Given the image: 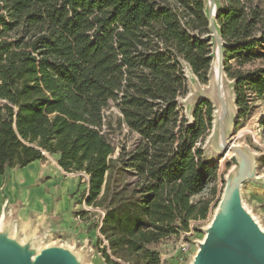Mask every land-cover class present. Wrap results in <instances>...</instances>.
I'll use <instances>...</instances> for the list:
<instances>
[{
	"label": "trees",
	"instance_id": "1",
	"mask_svg": "<svg viewBox=\"0 0 264 264\" xmlns=\"http://www.w3.org/2000/svg\"><path fill=\"white\" fill-rule=\"evenodd\" d=\"M221 1L214 22L239 126L264 101V16L254 0ZM211 27L203 0H0V176L46 154L85 173V202L106 209L108 264H161L152 246L207 217L210 202L192 198L219 177L196 147L212 104L188 125L178 99L184 63L210 80ZM112 103L140 137L117 158L104 134ZM128 170L136 182L118 184Z\"/></svg>",
	"mask_w": 264,
	"mask_h": 264
},
{
	"label": "rangeland",
	"instance_id": "2",
	"mask_svg": "<svg viewBox=\"0 0 264 264\" xmlns=\"http://www.w3.org/2000/svg\"><path fill=\"white\" fill-rule=\"evenodd\" d=\"M203 1L208 10L210 22L212 20L214 22L216 16L213 9L215 7L217 13L222 7V1ZM254 4L261 9L264 16V0H254ZM210 38L213 50L210 80L207 84L201 83L190 67L184 63L188 92L185 96L179 97L178 102L181 115L186 118L188 125L196 124L197 120L194 115L202 101H208L212 104L211 120L205 116L207 106H203L200 110L199 114L205 116V127L196 147L203 150L204 159L208 163L218 166L219 177L215 182L208 185L202 194L192 198L193 204L203 200L210 202L207 217L204 220L192 222L188 233L182 232L179 236H171L152 246L154 250L159 252L161 264H194L200 246L206 240L208 230L211 228L219 205L224 198L229 176L232 172L239 173L238 165L232 161L233 156H235L234 150L226 149L221 144L222 123L227 145L246 152L255 163V179H247L241 185V205L258 226L264 230V127L262 126L264 101L257 100L252 107L250 119L241 121L239 126L236 125L239 109L236 105L235 82L230 80L225 69L223 70V64L226 60L220 55L219 44L214 36L213 27H211ZM231 63L235 66L234 61ZM220 70H223L221 83L217 79V71ZM105 115L104 134L116 148L114 157L117 158L122 149H125L127 153L132 152L140 141L139 135L131 131L122 121V114L116 104L112 103ZM58 160V156L46 154V160L42 161L40 166L47 173L37 179L33 187H41L46 177L56 179L59 177L58 180L61 182L75 181L78 188L76 191L69 190L67 193H63L60 182L49 187L47 192L53 195L54 201L58 204L66 201V208L58 213V218L49 220L50 228L47 233H42L35 238L30 236L27 239L34 238V244L37 248H40L43 243L46 246L52 243L63 245L78 256L80 264H108L102 250L105 247L109 254L110 250L107 240L100 231L106 209L87 205L84 190L87 188L89 177L85 173L63 171ZM25 173L22 169H9L4 176H0V195L9 189L16 196V183L27 177ZM118 178V184L125 186L133 185L137 180L135 173L131 170L124 172ZM4 208L7 209L6 204ZM10 220H12L10 226L14 229L15 219ZM3 224L2 220L0 229ZM16 236L21 241L23 235L20 231H17Z\"/></svg>",
	"mask_w": 264,
	"mask_h": 264
},
{
	"label": "water",
	"instance_id": "3",
	"mask_svg": "<svg viewBox=\"0 0 264 264\" xmlns=\"http://www.w3.org/2000/svg\"><path fill=\"white\" fill-rule=\"evenodd\" d=\"M211 23L223 57L224 43L213 20ZM223 70L217 75L220 83ZM221 131V144L226 149L234 150L232 161L238 165L239 173L230 174L224 198L194 264H264V232L243 209L240 197L242 183L250 178L255 179V163L246 152L227 145L223 123ZM12 235V226L0 229V264H80V260L77 262V258H72L68 249L52 247L37 253L39 248L35 246L34 238L27 239V245L23 247L22 242Z\"/></svg>",
	"mask_w": 264,
	"mask_h": 264
},
{
	"label": "crops",
	"instance_id": "4",
	"mask_svg": "<svg viewBox=\"0 0 264 264\" xmlns=\"http://www.w3.org/2000/svg\"><path fill=\"white\" fill-rule=\"evenodd\" d=\"M41 162H34L22 169L26 172L27 177L17 181L16 196L9 189L6 193L0 195V223L3 220L4 224L2 228H4L10 226L12 222L10 219H15V227L12 229V234H15V237H17V231H20L22 224L27 220H29L30 224L28 237L35 238L42 233H47L50 228L49 220L58 218V213L66 208V201L59 204L54 201L53 195L47 192L49 187H53L57 182H60L63 193H67L69 190L76 191L78 188V184L75 181L61 182V180H58L60 179L59 177L57 179L46 177L41 187H33L37 179H40L42 175H46L47 173L40 166ZM88 187L89 185H87L84 193L87 192ZM5 204L7 205V209L4 208ZM42 217H44V220Z\"/></svg>",
	"mask_w": 264,
	"mask_h": 264
},
{
	"label": "bare ground",
	"instance_id": "5",
	"mask_svg": "<svg viewBox=\"0 0 264 264\" xmlns=\"http://www.w3.org/2000/svg\"><path fill=\"white\" fill-rule=\"evenodd\" d=\"M217 11V9L216 10H214V14H215V12ZM217 73H219V71H217ZM70 175V174H69ZM230 177V176H229ZM90 209V208H89ZM42 219L44 220V217H42ZM22 228L20 229V231L22 232V235H23V237H22V239H21V242H22V246L23 247H26V245H27V238H28V231H29V228H30V224H29V220H27V221H25L24 222V224H22V226H21ZM262 229V228H261ZM37 230V229H36ZM262 231L264 232V230L262 229ZM36 232V231H35ZM13 237H15V234H13L12 235ZM52 247H57V248H62V249H68V248H66L65 246H63V245H58V244H56V243H52L51 245H48V246H46V245H44V243L41 245V247L39 248V250H38V252L37 253H41L42 251H44V250H47V249H49V248H52ZM68 251L71 253H69L71 256H72V258L73 257H75V259H76V261L78 262V256L74 253V252H72V250L71 249H68ZM37 255V254H36ZM35 255V256H36Z\"/></svg>",
	"mask_w": 264,
	"mask_h": 264
},
{
	"label": "built area",
	"instance_id": "6",
	"mask_svg": "<svg viewBox=\"0 0 264 264\" xmlns=\"http://www.w3.org/2000/svg\"><path fill=\"white\" fill-rule=\"evenodd\" d=\"M214 36H215V34H214ZM4 103H5L4 101L0 100V106L3 105Z\"/></svg>",
	"mask_w": 264,
	"mask_h": 264
}]
</instances>
